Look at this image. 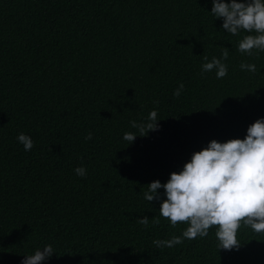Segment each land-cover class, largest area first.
Wrapping results in <instances>:
<instances>
[{
  "label": "trees",
  "instance_id": "1",
  "mask_svg": "<svg viewBox=\"0 0 264 264\" xmlns=\"http://www.w3.org/2000/svg\"><path fill=\"white\" fill-rule=\"evenodd\" d=\"M211 9L212 0H0V264L48 244L43 264H264V233L243 226L238 250L218 251L214 227L173 248L152 244L187 225L160 217L164 189L148 202L147 185L264 118V52L239 53L248 33H227ZM220 47L228 74H201L203 55L219 58ZM154 109L159 130L127 145L125 132L139 134L130 121ZM144 216L147 229L136 223Z\"/></svg>",
  "mask_w": 264,
  "mask_h": 264
},
{
  "label": "clouds",
  "instance_id": "2",
  "mask_svg": "<svg viewBox=\"0 0 264 264\" xmlns=\"http://www.w3.org/2000/svg\"><path fill=\"white\" fill-rule=\"evenodd\" d=\"M211 14L222 19V28L233 36L243 35L237 42V51L248 57L259 58L264 52V0H212ZM221 54L213 56L209 61L203 55L201 74L215 72L217 79L228 74L225 61L229 57V49L220 47ZM241 71L253 75L258 69L254 63L241 61ZM184 89L181 83L173 92L179 97ZM154 103L158 104V101ZM158 110H152L145 120L130 121V126L139 134L125 132L123 139L127 145L133 143L137 136L146 137L149 132L159 130ZM86 140L92 139L89 133ZM17 140L30 151L34 142L30 136L20 133ZM75 174L86 177V168L77 167ZM164 189L165 199L159 207L160 217L167 219L172 228L178 224H186L180 235H171L169 239H154L156 248H173L187 240L197 237L205 238L209 230L215 228L218 251L223 249L238 250L240 243L238 231L243 226L255 233H264V118L257 119L248 126L244 139H230L226 142L212 140L207 147L194 152L179 172H172L164 184L159 180L147 185L143 198L152 202L160 201L159 189ZM136 223L145 229L150 219L144 216ZM153 226L160 224V219H151ZM55 250L51 244L37 248L34 254L25 255L22 264H43L50 259Z\"/></svg>",
  "mask_w": 264,
  "mask_h": 264
}]
</instances>
